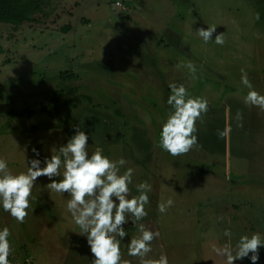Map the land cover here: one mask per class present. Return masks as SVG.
<instances>
[{
    "label": "rangeland",
    "instance_id": "rangeland-1",
    "mask_svg": "<svg viewBox=\"0 0 264 264\" xmlns=\"http://www.w3.org/2000/svg\"><path fill=\"white\" fill-rule=\"evenodd\" d=\"M37 1L35 22L0 24V158L9 169L26 171L32 148L41 160L50 156L77 126L89 134L90 154L102 147L110 159H126L121 172L134 169L130 197L137 184L151 186L147 216L138 222L160 232L149 259L225 264L212 250L227 241L225 229L233 245L244 234L264 236V110L245 103L249 89L241 83L243 70L264 95V0ZM211 26L213 38L224 33L223 45L195 34ZM63 72L74 76L62 79ZM173 82L208 101L196 123L198 146L175 157L159 147ZM54 94L67 104H56ZM226 107L227 144L217 134ZM48 182L38 178L23 224L0 211V227L11 232L10 264H36V252L45 264L50 257L67 264L69 197ZM167 199L173 205L162 214L157 206ZM138 224L124 226L133 238ZM259 257L264 264V248Z\"/></svg>",
    "mask_w": 264,
    "mask_h": 264
},
{
    "label": "clouds",
    "instance_id": "clouds-1",
    "mask_svg": "<svg viewBox=\"0 0 264 264\" xmlns=\"http://www.w3.org/2000/svg\"><path fill=\"white\" fill-rule=\"evenodd\" d=\"M256 18L259 19L257 13ZM216 26L198 28L195 34L205 43L214 41L217 45L225 43L224 33L213 34ZM187 67L195 72L193 64ZM241 83L249 89L245 103L264 110V95L256 91L248 78L241 71ZM170 95L166 104L169 106L167 118L159 130V147L171 156L186 154L198 146L196 123L208 112V101L203 97L189 95L183 84L169 83ZM231 108H225V125L218 131V137L227 144L231 138ZM237 119H240L237 114ZM242 126V125H241ZM89 134L74 126V135L66 143L51 149L50 156L41 160L38 149L32 148V157L25 155L26 171L13 173L4 158H0V211L7 213L17 223L23 224L28 216L33 189L38 178L46 177L47 188L65 196L67 194V212L78 235L84 237L93 254L91 264H121V244L128 233L125 225L138 224L146 216L149 205L151 186L147 182L136 185L138 195L130 197V185L133 184V168L121 172L127 161L121 157L110 159L104 149L97 146L89 153ZM43 165V166H42ZM62 177V178H61ZM60 178V179H58ZM173 205L172 199L158 204L160 213H165ZM231 221H229V224ZM140 235L129 239L125 245L128 255L140 258L141 264H169L167 255L162 254L158 260L148 258L152 251L151 242L160 236L159 231H152L144 224H138ZM223 235L227 241L223 246L213 245L217 256L225 258V264L248 258L250 264H258L259 249L264 248V236L259 232L244 234L235 245L232 243L230 228ZM9 227H0V264H10L13 248L10 243ZM128 264V262H125Z\"/></svg>",
    "mask_w": 264,
    "mask_h": 264
},
{
    "label": "crops",
    "instance_id": "crops-1",
    "mask_svg": "<svg viewBox=\"0 0 264 264\" xmlns=\"http://www.w3.org/2000/svg\"><path fill=\"white\" fill-rule=\"evenodd\" d=\"M71 221V225H73L74 227L69 228L68 230L69 232L66 234V262L67 264H91V261L93 259V254L91 253L90 255L87 253V251H90V249L88 250L87 247V243L84 237H81L80 235L77 234V232L79 231V229L77 228V226L74 225V223ZM133 234L136 235V237H138L140 234H136V230H132ZM128 233V232H127ZM132 237L130 234H128V236H126L124 238V240L122 241V243L124 245H126L128 243V238ZM135 238V237H134ZM58 240L61 239V236L57 238ZM122 247V244H121ZM125 251L122 254V260H121V264H125V262H128V264H141L140 258L138 257H131L128 255L127 252V247L124 246ZM26 251V249H25ZM24 250L21 251H16L17 253H21V252H25ZM16 253V254H17ZM38 252H36V264H45L47 261V258L43 256H41L40 254H37ZM16 257V255H15ZM48 257H50L48 255ZM148 258H150L148 256ZM54 261L52 260V258H49V262L47 264H55L53 263Z\"/></svg>",
    "mask_w": 264,
    "mask_h": 264
},
{
    "label": "trees",
    "instance_id": "trees-1",
    "mask_svg": "<svg viewBox=\"0 0 264 264\" xmlns=\"http://www.w3.org/2000/svg\"><path fill=\"white\" fill-rule=\"evenodd\" d=\"M39 9L40 2L37 0H0V24L21 26L24 23L35 22V14ZM1 51L2 49L0 48ZM63 73L64 75H60L62 79H72L74 76L68 72ZM54 102L56 104H67L57 94H54ZM56 112H58L57 109Z\"/></svg>",
    "mask_w": 264,
    "mask_h": 264
},
{
    "label": "built area",
    "instance_id": "built-area-1",
    "mask_svg": "<svg viewBox=\"0 0 264 264\" xmlns=\"http://www.w3.org/2000/svg\"><path fill=\"white\" fill-rule=\"evenodd\" d=\"M22 264H32V263H30V262H26V263H22Z\"/></svg>",
    "mask_w": 264,
    "mask_h": 264
}]
</instances>
